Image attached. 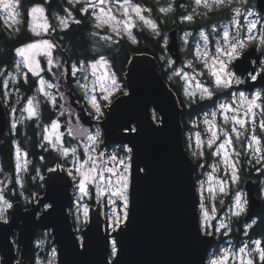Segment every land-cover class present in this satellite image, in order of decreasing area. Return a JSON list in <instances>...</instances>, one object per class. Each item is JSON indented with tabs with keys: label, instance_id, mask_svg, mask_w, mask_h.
<instances>
[{
	"label": "snow or ice",
	"instance_id": "snow-or-ice-1",
	"mask_svg": "<svg viewBox=\"0 0 264 264\" xmlns=\"http://www.w3.org/2000/svg\"><path fill=\"white\" fill-rule=\"evenodd\" d=\"M110 0H84V5L81 6L80 11L85 14H91L94 21L93 26L97 29L107 27L115 36L122 34L133 43H137L136 37L133 35V29L137 24H143L152 30L154 35H159L158 25L155 20L149 18L145 13H150L151 9L145 8L140 4L133 3L132 0H123L120 5L121 15L123 19H117L113 14L111 7H105L106 3ZM234 0H194L196 6H202L208 11L228 8L233 4ZM69 5L80 3V0H68ZM241 4L247 3V0H240ZM91 10V11H90ZM66 16H57L55 19L58 24L53 25L49 22L48 16L45 14L46 9L41 5H33L28 9V15L31 17L29 23V29L35 34V36L41 37L44 34H50L55 32L57 27L62 31L70 29L71 23L77 25L82 21L72 18L71 11L69 9L64 10ZM161 13H171L173 11V3L170 2L166 7L159 9ZM195 11V10H194ZM234 15L228 25L222 26L223 31H220L215 26L212 32L220 37L222 43L216 47L214 53L207 51L210 38L209 34L201 31L200 37L203 40V47L205 51L201 52L199 47L196 49V57L199 61H202V66L207 69V75L210 77L209 85H205L197 81L195 89L185 87L184 95L188 98L189 103H196L197 97L199 101L212 100L217 96L218 92H222L231 88L234 84L239 85L244 83L240 77L246 73L252 81H256L258 78L264 79V64L261 65L260 70L255 68L249 69L247 56H243L244 51L251 44L259 43L264 46V32H261L259 36L257 32V20H247L245 23H241L240 18L254 16L255 14L251 10L241 11L240 7L233 8ZM0 13H3L6 17L12 20V23L19 24L20 20V0H0ZM182 21L193 22L195 19L194 14H188L183 16ZM18 32L19 29L17 28ZM98 35V33H93ZM185 34V43H187V36ZM102 39L106 41H112V36H104ZM58 48V44L51 39L42 38L39 40H32L28 43H22L21 46L15 48L16 56L21 60L17 62L16 75L11 76V82L13 84L18 82V78L22 75L23 82L28 83L29 76L37 77L36 83L38 84L37 91L43 95L53 106L56 104V95H53L50 91L52 88H58V84H52L48 80H45L41 73L44 68L41 66V62L38 57H44L48 65L47 71L52 72L53 68L61 69V64L58 58L54 59L53 52ZM161 59H164L161 57ZM174 61L167 60L169 67L172 66ZM21 65L27 69V72L21 73ZM111 63L109 59L100 54L98 57L93 56L91 61L80 60L76 63H72L69 66H65L61 71L62 77H76L78 73L82 75L84 81L88 80V74L96 79L92 82V87L89 88L88 83H81L77 80V87L84 93V98L87 101V105L91 108L90 115H93L97 121L105 117V109L109 106L113 107V98L118 93H122L124 96H129V92L124 90L117 77L116 72L111 71ZM187 67H192L190 61ZM104 69L99 75H97L98 69ZM233 68L235 71H233ZM239 73V75H237ZM205 73H199L204 75ZM5 72L0 71V76H4ZM55 75V73H53ZM173 76L181 77L186 83H189L195 77H189L187 73L183 72V69L175 70L172 76L168 79L171 80ZM9 80L3 81V87L8 88ZM99 86V97L94 94L96 87ZM93 93V94H90ZM9 93L4 92L7 96ZM60 99L64 98L63 93H59ZM63 107V106H61ZM22 112L27 113L28 119H39L40 112L38 102H35V98H26V106L21 109ZM16 112V109H12V114ZM218 113L222 116L224 125H230L231 127H221L216 123ZM60 115H64L61 112ZM259 116V120L257 119ZM211 119L208 116L205 117L203 123L207 126L206 131L209 134V138L206 141L208 149H214L213 155L220 157L221 162L225 167V174L229 176L232 184H235L239 180V168L237 165L239 160H233L232 157H239L241 153L236 151L235 144L241 143V146L246 150L254 154L257 163H264V97L260 92L254 93L250 98L245 95L244 92L236 94L231 101H224L217 105V110L210 113ZM153 120H156L155 112L153 113ZM165 121L161 120V124ZM16 121L13 120L12 127L16 128ZM60 127L58 120H52L50 125L45 127V135L43 139L54 150L58 151L66 162L70 163V167L65 169L62 165L57 164L55 168H49L48 171L51 175L48 177L46 183H48L51 190H55L62 184H67L68 180L72 181V187H74L77 207V220L80 219L79 210L83 208L84 221L89 220V208L87 205H81L80 201L85 198H93L95 196L97 202L101 199L106 200L107 206L110 208V214L107 215L109 221V227L112 232H123L124 228L130 219V191L133 189L136 181L143 179L151 174V167L148 163H144V166H140V160L136 151V145L125 144L121 141V151L123 155L117 153H106L100 150L104 145L103 133L98 128L94 134H88L83 144L81 151H78L76 147L64 146L63 134L56 132L54 137H50L47 133L50 129L58 130ZM120 130L125 134H136L139 136L142 132V127L139 124L132 125L131 121L120 125ZM154 131H159L160 128H154ZM69 135H72V129H69ZM85 134L82 132L81 137ZM243 138V139H242ZM195 139L198 146H202L205 142L201 139L199 132L195 133ZM131 143V141H130ZM45 147V145H42ZM194 156L197 153H193ZM200 156L204 153L201 151ZM16 157V169L17 172H27L28 161L27 153H23L19 146L15 148ZM23 157V162H22ZM70 158V159H69ZM41 159H44L41 157ZM252 161L250 160L249 163ZM213 170L218 169V165H213ZM66 171V176L59 175L58 172ZM260 171V169H257ZM37 175L39 176V170L37 169ZM41 180H44L43 176H40ZM211 180L212 177L210 176ZM16 185L21 189L23 188V180L19 177L16 178ZM6 187V186H5ZM207 191L212 194L214 189L209 187ZM219 192L223 195H227L228 187L224 181L219 182ZM23 195V192L20 193ZM211 199L215 200L216 196L211 195ZM200 211L202 220L196 229V239L204 240L209 236L223 235L228 236L231 229L228 224L220 222L218 225L209 223L213 219L210 215L208 208L203 203V193H201ZM45 209V218L51 216L55 212V201L45 203L40 200ZM221 203L223 201L221 200ZM248 205V200L243 198L242 193L236 192L233 199L234 211L233 216H240L245 213ZM13 204L5 197L4 188L0 187V221L7 224L8 219L5 215L7 209H12ZM215 207L212 208V213H215ZM256 224L253 220L252 223L247 224L246 228L251 229ZM210 229H212L210 231ZM79 242V246L87 250L88 242L85 238L77 237L73 241L75 245ZM106 245H110V255L116 257L119 251L120 241L118 237L113 236L110 240L105 238ZM252 247L248 244H243L239 248H223L217 249V254L208 260V264H255L254 255L258 256L261 262H264V240L256 239L251 241ZM53 255H55V249H53ZM119 264V261L116 262Z\"/></svg>",
	"mask_w": 264,
	"mask_h": 264
},
{
	"label": "water",
	"instance_id": "water-1",
	"mask_svg": "<svg viewBox=\"0 0 264 264\" xmlns=\"http://www.w3.org/2000/svg\"><path fill=\"white\" fill-rule=\"evenodd\" d=\"M256 8L264 13V0H255ZM167 50L174 64L182 61L176 30L169 31ZM65 66L71 64L65 51ZM262 50L250 45L242 54L247 56L249 69L257 68ZM234 69V68H233ZM235 71V69H234ZM239 75V73H237ZM244 83L236 85L252 91L264 87V79L252 81L247 73ZM71 76L65 77L64 88L68 103L78 109L71 86ZM124 84L129 96L122 93L113 98V105L105 109V117L97 121L85 109L83 124L92 127L96 122L102 129L104 145H136L140 166L148 163L151 174L135 182L130 191V219L123 232H112L107 216H102L100 204L89 207V220L77 232L69 208L72 206V181L55 190L44 180V189L32 199L30 208L13 203L8 223L0 221V264H29L31 250L38 231L49 230L56 249V264H207L210 249L220 242L216 236L196 239L199 226V196L196 190V163L184 143L181 121L182 106L174 90L162 75L157 58L147 52L133 53L124 73ZM82 108V106H80ZM152 111L159 121L152 119ZM81 113H78V118ZM161 120L165 121L161 124ZM131 121L139 124L142 132L125 134L120 125ZM8 119L0 96V139L5 136ZM154 128H160L154 131ZM131 141V143H130ZM66 176V171L58 172ZM248 197L244 220L262 210L256 195L255 182L244 181ZM45 203L55 201V212L45 218ZM14 235V238H13ZM118 237L120 244L116 257L110 255V240ZM77 237L85 238L87 250L74 245ZM18 257V258H17Z\"/></svg>",
	"mask_w": 264,
	"mask_h": 264
},
{
	"label": "rangeland",
	"instance_id": "rangeland-1",
	"mask_svg": "<svg viewBox=\"0 0 264 264\" xmlns=\"http://www.w3.org/2000/svg\"><path fill=\"white\" fill-rule=\"evenodd\" d=\"M236 1H238V3H240V0H236ZM95 2H98V0H95ZM80 3H82V6H83L84 5V0H80ZM122 3H123V0H110L109 3H106L105 7H111L112 8V12L117 17V19H123L122 15H121V10H120V5ZM35 5H37V4H35ZM192 7H193V14H195V13L201 14V13H207L208 12L207 9L203 8L202 6H199V7L196 6L195 3H194V0H192ZM236 7H241V6L237 5V6H235V8ZM248 10H251L255 15L254 16H250V17H245V19H247V20H253L254 19V20H258L259 21L260 30L255 33L257 36H259L261 32H264V15H262L263 13L258 11V9L256 8V5H255V7L250 8ZM241 11H242V8H241ZM66 15H67L66 12H64V13H56L52 17V23L50 22V19L49 18L48 19H49V22L51 24L56 25V24H58V21L55 19V17H57V16H66ZM72 18H73V16H72ZM18 19L21 20V14L18 17ZM0 20H1V22L4 25H6L9 28H17L18 24L12 23V20L10 18L6 17L3 13H0ZM30 21H31V17L28 15V30H29L31 36L34 35L33 39H30L28 42H31L32 40H39V39H42V38H47V39H51L52 41H54L53 32H51L50 34H44L41 37L35 36V34L33 32H31L30 29H29ZM230 21L231 20H229V21L216 20L215 22H211V23L209 22L210 25L208 27H206V29L204 31V32L209 34V38H210V42H209V45H208V48H207V51L209 53H214L216 47L219 46V43H222V41L220 40V37L217 34L212 32L213 27L215 26L220 31H223V27L222 26L228 25L230 23ZM57 28H59V27H57ZM102 29H104L103 32H100V30L97 29V31H98V33H99L101 38L104 37V36H112L113 38L116 37L115 34H113L107 27L102 28ZM187 30L188 31H185L184 33H182L181 36H182L183 48L185 50L188 48L189 51L186 53V55L184 56V58L182 59V61L179 64H174L173 63L172 66L170 67L171 70L169 71V76H172V74H173V72L175 70L183 69V72L187 73V75L189 77H195V79L191 80L189 83H186L184 79L179 77L181 82H182V85H183V91H184L185 87H190L192 89H195V85H196L197 81H199V82H201V83H203L205 85H209V83H210V77L207 75V69H205L202 66V61H199L197 59L196 55H195L197 47H199L201 52L205 51V49L203 47V40L200 37V32L202 30H200V32H197V30L196 31H192L191 29H187ZM186 33L190 34V35L187 36V43H185V34ZM122 35H124V34H122ZM122 35H120V36H122ZM120 36H118V37H120ZM28 42H26V43H28ZM261 47L264 49V46H261ZM60 48H61V46L58 45V48L55 49L54 52H53V56H54V59L55 58L59 59V62L61 64V66H62L61 69L53 68L52 72H48L47 71L48 65L46 63L45 58L42 57V56L38 57V59L41 62V66L44 68V71L41 73V75L44 77L45 80H48L52 84H58L59 85L58 88L54 87V88L50 89L51 93L53 95H56V97H57L55 106H53L43 95L38 93V91H37L38 84L36 83L38 78L35 77V76H32L31 73H28V75L31 74V76L33 78H35V80H36L35 83H34V86H33L34 87V91L32 90V92L27 94L28 96L25 97L24 99H22V94L19 95L20 88H18L16 83L13 84L11 82V76L16 75V73H17L16 64H17V62H19L21 60L20 57L16 56L13 66L5 71V75L3 77L5 79L9 80V85H8L7 89L4 88V92L7 91L9 94L7 96L4 95V97L6 99L12 100L11 108L12 109L13 108L16 109V112L14 114H12V119L15 120L16 123H18L20 118L27 117V113H24V112L21 111V109L26 106V98H35V102H38V103L41 102L43 104L44 101H48L53 106V108L56 107L57 110L54 113V115L57 116V119H55V120L59 121L60 127H61V125L64 124L66 115L69 114V111H68V109H69L68 107L69 106L62 99H60V96H59V93H61L60 90L63 91L62 90V85L65 82V77H62L61 74H60L61 71H63V68L65 67V65H64L65 64V58L59 52ZM169 59L172 60V58H170L168 56L164 57V63H165V66L167 68H169V65L167 64V60H169ZM85 61H89L90 62L91 60H85ZM190 61L192 62V67L191 68L187 67V65H188V63ZM72 63H76V62H72L71 61V64ZM262 64H264V54H263V56L261 58L260 63L257 66V69H256L257 71L260 70V67H261ZM20 71H21V73L27 72V69L23 68V65H21ZM103 71H104V69H102V68L98 69L97 70V75H99ZM111 71H113L112 67H111ZM233 71H234V69H233ZM53 73H55V75H53ZM199 73H205V74L204 75H199ZM117 77H118V75H117ZM20 78H22V75L18 78V80ZM240 78L242 80H244V78H242V77H240ZM95 79L96 78L91 76V74L89 72L88 80L84 81L82 79V75L80 73H78L77 76L72 79V82H74L75 86L77 87L76 81L80 80L81 83H85V82L88 83L89 88H91L92 87V82ZM118 79H119V77H118ZM119 81H120V83L122 85H124V90H126L125 84L120 79H119ZM78 90H79V92L81 94L84 95V93L79 88H78ZM246 91H237L236 89H234V91L232 90L231 91V96H230L231 98H230L229 101H231V99L236 94H238L239 92H244L245 95L249 96V98L254 93L260 92L262 97H264V87H257L253 91H249V92H246ZM11 93H15V96L14 95L10 96ZM90 94H93V93H90ZM94 94H96L98 97L100 95L99 86L98 85L96 87V92ZM119 94L120 93H118V95ZM197 99H198V97H197ZM61 106H63V107L66 106L67 110L66 111H62V107ZM90 110H91V108H90ZM213 111H216L215 107L212 108V109H207L206 111L203 110L201 113L197 114L194 118H191L189 120V122H188L189 128L187 130H184V142H185V146H186V149L189 152V154L194 156L193 153L195 152V153H197V155L194 156V157L200 158L199 164L196 167L198 169V172H199V176H197V178H196V190H197V193H198V196H199V210H200V203L202 202L201 201V193H203V203L208 208V211H209L210 215L213 216V219L210 220L209 223H211L213 225H218L220 222H224V223L228 224L230 229L232 230L231 222H232L234 217H237V216H233L232 215V212L234 211V207H233L234 195H235L236 192H240V193H242L244 199L248 200V197H247V194H246V191H245L243 183L241 185H239L238 184L239 180H238L235 184H232L230 179H229V176L225 174V167H224L223 163L221 162L220 157H217V156L213 155L212 152L214 151V149H208L207 146H206V141L209 138V134L206 131V127L207 126L203 123V120L205 119L206 116H208V118L211 119L210 113H212ZM61 112H64V115L61 116L60 115ZM218 115H219V113H218ZM218 115H217V118H216V123L218 125H220L221 127H229L230 128L231 127L230 125H224L222 116L218 117ZM257 119L259 120V116H257ZM51 121L48 122L47 124H42V126H41L42 127L41 138H42V141L45 143V145H47V142L43 139V136L45 135V131L44 130H45V127L50 125ZM60 127H59L58 130L50 129L47 134L50 137H54L56 135L57 131L61 133ZM98 128L102 132L101 127L97 125L95 128L89 129V131L87 133H85V140H86V136L88 134H94V132ZM197 132H199L201 134V139L205 142V144L202 145V146H198L197 143H196L195 133H197ZM47 146H50V145H47ZM64 146L72 147L70 145H67L66 141H64ZM101 148H102V146H101ZM235 148H236V151H239L241 153V155L239 157L233 156L232 157L233 160H238L239 159V161H240L242 159V161H244L246 163V165H250V167L253 168L252 169V173L254 171V174L256 172H260V171H262L264 169V163H257L256 162L255 156L258 155V154H254V153H252L250 151H246L241 146V143H236L235 144ZM100 150L105 151L106 153L108 152V150H105L104 148H102ZM201 151L204 153L203 156L199 155V153ZM108 153H117L118 155H123L124 154L121 151V145H118L117 148H115V147L112 148V150L110 152H108ZM250 160L252 161L251 163H249ZM22 162H23V157H22ZM213 165H218V169L214 171L213 167H212ZM237 167L240 170L239 164L237 165ZM257 169H260V171H257ZM15 171H16L15 174L17 176L19 175V177L21 178V172L18 173L17 169ZM238 175H239V173H238ZM210 176L212 177L211 180L209 179ZM220 181H224L225 182L226 186L228 187L229 196L223 195V194H221L219 192V182ZM0 187L4 188L5 197L9 200L10 203H13L12 200L5 193V189H6L5 188V184H4V182H2L1 178H0ZM209 187L214 189V193L210 194L207 191V189ZM213 194L216 196L215 200L211 199V195H213ZM261 195H264V171H263V176L261 177V180L259 181V196H261ZM76 197H77V193L75 191L73 205L70 207L71 209L69 208V212H70V215H72V218L75 220V222H76L75 228L77 229V232H79V230L82 227H84L87 222L84 221L83 214H82L83 213V208L82 207L79 210L80 219L77 220L78 212H77V207H76V202H77L76 201ZM93 198L95 199V204L94 205H90L87 202V200L89 198H85L84 200L80 201V203H81V205H87L88 208L89 207L91 208L93 206H96L97 204H100L102 216L104 217L105 215L107 216L108 214H110V208L107 206L106 200L101 199L99 202H97L95 196H93ZM221 200L223 201V203H221ZM213 207H215V209H216L215 213H212V208ZM246 208H247V206H246ZM243 214H241V215H243ZM5 215H6L7 219H8L9 218V209L6 210ZM201 220H202V216H201V211H200V221ZM82 223L83 224L85 223L84 226L82 225ZM250 223H252V222H245L243 224V227L245 228V226L247 224H250ZM211 230L212 229H210V231ZM247 232H248V230H244V232H242L241 234H246ZM13 238H14V235H13ZM229 242L230 243H227V244L221 246L220 249L228 248V247L236 249V248H239L240 246H242L244 244L243 242H241L239 245H237V244L233 245L232 244L233 243L232 239H230ZM245 244L249 245L248 242H246ZM34 246H36V251H35L36 264H56V249H55V245L52 242L51 234H50L49 230H45L44 235H42V236H37L36 235ZM249 247H252V245H249ZM53 249H55V255H53ZM211 257H213V256H210V253H209V255L207 257V264H208V260Z\"/></svg>",
	"mask_w": 264,
	"mask_h": 264
},
{
	"label": "trees",
	"instance_id": "trees-1",
	"mask_svg": "<svg viewBox=\"0 0 264 264\" xmlns=\"http://www.w3.org/2000/svg\"><path fill=\"white\" fill-rule=\"evenodd\" d=\"M147 3L154 0H137ZM35 4H39L46 9V14L52 23V17L56 13H64L65 9H69L72 13L74 19H79L82 21L81 24L77 25L71 23L70 29L67 31H62L60 28H57L53 32L54 41L61 46L59 52L64 56L63 51L67 53L70 58V61L77 62L79 60H91L93 56H98L100 54L106 55L109 59L112 69L118 75L119 79L124 83V73L126 71L127 63L133 53L147 52L154 55L159 65L162 67V75L164 79L168 82L169 86L176 93L179 103L182 106L181 121L183 124V129L187 130L189 128V120L194 118L197 114L201 113L204 109H207L210 106L211 100L199 101L197 99L196 103H189L188 98L184 95L183 85L179 77L174 76L171 80L168 79L169 71L171 68H164L165 65L164 59L159 57L158 49L150 47V41L152 35L147 31V27L143 24H137L135 27L134 33L137 39V43L133 44L126 35L120 37L116 36L112 41H106L102 39L97 31V28L93 26L94 21L91 14L85 15L80 11L82 3H76L69 5L68 0H20V13L21 20L17 25V28H9L4 25L0 20V71L5 72L7 69L11 68L14 64L16 58L15 48L20 46L22 43L28 42L30 39H33L34 35L31 36L28 30V9ZM225 10V9H224ZM222 9L216 10V14L213 12L210 16H203V22L208 23L212 19L220 17V12ZM163 18V15H160ZM172 19L171 14L162 22L163 29H166L170 25V20ZM200 22V21H199ZM197 22V23H199ZM100 32H103L104 29H99ZM93 33H98V35H93ZM31 81L28 80V83H21L20 86L24 89L25 92H30L31 90ZM3 86V76H0V90ZM118 95V94H117ZM116 95V96H117ZM43 113H42V124L48 121L53 117L54 113L50 110L51 104L48 101L43 102ZM13 140L16 141L21 147H28L33 152L34 159L30 164L27 172H21V179L23 180V188L21 189L16 185L15 181L17 175L15 174L16 170V157H15V145ZM185 143V142H184ZM42 145L45 143L42 141L41 132L37 135V130L31 129L30 127L26 130V134L21 136L20 132L16 135L8 137L5 141L0 140V178L5 184V193L11 200H23V195H29L30 192L41 191L42 185L38 177H34V173L40 168L44 170L45 163L41 165L40 160L37 157L38 150L37 148L43 149L44 154L47 157H51V150L49 148H44ZM46 146V145H45ZM186 147V146H185ZM191 155V154H190ZM193 160L198 166V160L196 157L192 156ZM41 166V167H40ZM264 171V169H263ZM242 177L252 176V167L246 165L243 162L241 169ZM196 178L199 176L198 169H195ZM23 192V195L20 193ZM87 202L90 205L95 204V199H88ZM72 218V215H71ZM73 226L75 227V220L72 218ZM85 224V223H84ZM82 223V225L84 226ZM241 218H233L231 222V232L234 236L239 237L241 234ZM261 229L260 222L256 224L251 229V234L258 235ZM77 230V229H76ZM45 231H38L37 236L44 235ZM36 246H33L29 264H36Z\"/></svg>",
	"mask_w": 264,
	"mask_h": 264
},
{
	"label": "flooded vegetation",
	"instance_id": "flooded-vegetation-1",
	"mask_svg": "<svg viewBox=\"0 0 264 264\" xmlns=\"http://www.w3.org/2000/svg\"><path fill=\"white\" fill-rule=\"evenodd\" d=\"M133 3L136 4H140L145 8H149L151 9L150 13H145L146 16H148L149 18L153 19L156 21L157 25H158V29L160 34L159 35H154L152 30L150 28L147 27V31L153 36L151 41H150V47L151 48H157L158 49V53L160 54L159 57H171V54L169 53V51L167 50V43L169 40V31L172 29L176 30V35H177V39H178V46H179V50L182 54V58H184V56L186 55V53L189 51V49L187 48L186 50L183 48V43H182V36L181 34L184 33L185 31H188L187 29H191L192 31H196L200 32V30L205 31L206 27H208L210 25L211 22H215L216 20H221V21H229L231 20L234 12L232 11L233 8H235V6L240 5L242 8V12H245V10H248L250 8L255 7V0H247V3L245 4H240L238 3V1L234 0L233 4L231 6H229L228 8H223L222 11L219 13L220 17L216 18V19H212L210 21V23H205L203 21H201L205 16H210L212 15V13L216 12V10L213 11H206L207 13H201V14H197L195 13V19L193 22L189 23L186 21H182V17L188 14H193V7H192V0H171V2L173 3V11L171 13H161L159 11V9L161 7H166L168 5V3L170 2V0H154L152 2H141V1H137V0H132ZM225 9V10H224ZM219 11L221 9H218ZM163 15V18L160 17V15ZM171 14L172 19L170 20V25L168 27H166V29H163L162 27V22L164 20V16H167ZM216 14V13H215ZM264 15V13L262 14ZM198 16H200L201 18H197ZM241 23L243 24L245 22V17L242 16L240 18ZM200 21V22H199ZM258 21V20H257ZM199 22V23H197ZM257 31L260 30V23H258L257 25ZM135 28L133 29V35L135 36L134 33ZM251 45H255L257 50H262V56L264 54V49L259 45V43H255V44H251ZM250 46V45H249ZM262 58V57H261ZM261 61V59H260ZM260 63V62H259ZM258 66V65H257ZM161 67V65H160ZM164 68H167L165 65L163 66ZM170 68V67H169ZM257 69V68H256ZM162 70V67H161ZM29 76V80L32 82L31 85V91H34V83H35V78H33L30 75ZM74 77H72L73 79ZM71 79V86H72V90L75 94V99L77 100V106L78 109H76L75 107H72L71 105H69L68 103V96L66 93V89L64 88V84L62 85V90H60L61 93L64 94V98L62 99L69 107L68 111L69 114L66 115L64 124L61 125L60 127V131L63 134V140L67 142V145H70L72 147H76L78 146V151H81L83 148V144L85 142V135L83 137H81V133L83 132L84 134L87 133L89 131V129L95 128L97 125L99 126L98 122H96L92 127H87L85 124H83V120H84V115H85V109L87 110V112L91 113L90 107L87 105V102L84 98V95L81 94L78 90V88L75 86L74 82H72ZM5 80V78L3 77V81ZM21 83L23 82V78H20L18 80V82L16 83V85L18 86V88H20L19 90V95L22 94V99H24L25 97H27L30 92H25L24 89L20 86ZM236 85L234 84L231 88L224 90L222 92H218L217 96L219 97V99H216L215 97L211 100L210 106L207 109H212L215 107V109L217 110V105L221 102L224 101H229L230 100V96H231V91L234 89H236L237 91H246L243 88H236ZM253 91V90H252ZM249 92V91H246ZM15 96V93H11L10 96ZM0 96H1V100L3 102V106L4 109L7 113V119H8V124H7V129L5 131V136L2 137L0 140L5 141L8 137L12 136V135H16L18 132H20L21 136L26 134V130L30 127L31 129H36L37 130V135L41 132L42 130V113H43V105L42 103H38L39 106V112H40V117L39 119H28L27 117L24 118H20L18 123H16V128L12 127V123H13V119H12V108H11V104H12V100L10 99H6L4 97V87L2 86L1 90H0ZM82 106V108L80 107ZM207 109H204L205 111ZM50 110L55 113L57 108H53V106L51 105ZM67 107L64 106L62 107V111H66ZM81 113L79 115L78 118V113ZM155 111H152V117H153V113ZM156 115V122L159 121V117L157 116L158 114L155 112ZM218 117H221V115L219 114ZM57 119V116L54 115L52 118H50L48 121H46L44 124H47L48 122H50L51 120H55ZM69 129H72V135H69ZM13 143L16 146H19L20 149L22 150L23 153H27V161H28V165L27 168H30V164L32 163L33 159H34V155L33 152L30 150V148L28 147H21L16 141L13 140ZM117 148L118 145H109V146H105L102 145V148H104L105 150H108V152H110L112 150V148ZM49 148L51 150V157H47L44 154V150L37 148V150L39 151L37 154L38 159L41 162V165H43L45 163V169L42 170V168H40L39 170V176L37 175V171L33 174L34 177H38V179L41 181V185L42 188L44 189V180L48 175V169L49 168H55L57 166V164L62 165L65 169L69 168L71 165L70 163L66 162V160L61 157L60 153L56 150H54L51 146H45L44 147ZM101 148V149H102ZM107 152V153H108ZM41 157H43L44 159H41ZM197 160L199 161L200 158L196 157ZM70 159V158H69ZM239 160V159H238ZM243 162L242 159L240 160L239 163V185H241L243 183L244 185V181L248 178H251L254 182H255V190H256V195L261 199L262 202V210L259 212V214H257L254 217L249 218L248 220H244L243 219V215L239 216V217H234V218H241V223L242 225L245 222H252L253 220H255L256 222H260L261 224V229L258 233V235H253L251 234V229H247L246 226L241 227V233L244 232V230H248V232L246 234H241L239 235V237H236L232 234V232L230 231L228 236H223V235H216V238L220 240V242L218 244H216L215 246H213L209 253L210 256H214L217 254V249L227 243H230L229 240L232 239L233 240V245L237 244L239 245L241 242H243L244 244L246 242L249 243V245H251V241L252 240H256V239H261L264 240V195L259 196V181L261 180V177L263 176V170L260 172H256L254 174V171L252 173V176H248V177H242V173H241V169L243 166ZM199 163V162H198ZM41 167V166H40ZM253 169V168H252ZM40 176L44 177V180L40 179ZM43 189L39 192V191H34V192H30L29 195H23V200H12V202H20L21 206L23 207V209H28L30 208V203L32 201V199H34L36 201V197L37 195H41L43 193ZM71 193H72V205H73V201H74V196H75V190L74 187H71ZM226 196H229V193H227ZM12 203V204H13ZM71 209V208H70ZM11 214V209H9V216ZM80 231V230H79ZM79 233V232H78ZM209 255V254H208ZM254 255V260H255V264H264V262H261L258 258V256Z\"/></svg>",
	"mask_w": 264,
	"mask_h": 264
}]
</instances>
